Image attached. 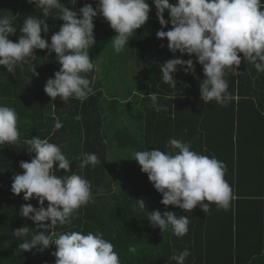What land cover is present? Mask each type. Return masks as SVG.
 <instances>
[{"label": "trees", "instance_id": "1", "mask_svg": "<svg viewBox=\"0 0 264 264\" xmlns=\"http://www.w3.org/2000/svg\"><path fill=\"white\" fill-rule=\"evenodd\" d=\"M62 3L79 12L89 3L95 8L98 0ZM261 3L264 6V0ZM149 4L148 21L119 54L110 42L115 30L102 15L94 18L97 43L89 49L94 68L84 75L95 94L83 102L75 98L65 102L59 96L53 100L44 91L46 81L61 67L55 52L49 55L47 49H36L35 60L17 67L14 74L0 66V104L15 109L20 132L16 144L0 145V264H55L57 259L56 245L19 251L24 241L14 235L20 227L37 230L36 222L20 210L27 203L40 207L38 199L25 200L24 193L14 194L11 186L13 177L24 172L20 162L35 156L25 141L38 135L58 145L72 160V172L91 183L92 199L78 209L71 224L55 226L50 235L102 233L114 245L120 264H176L171 257L185 249L190 251L185 264H264V72L245 62L240 53L238 73L225 77L231 102L226 106L205 103L200 90L203 66L194 54L172 53L167 38L157 37L162 25L153 0ZM41 11L29 0H0V16L11 17L17 27L9 39L18 40L25 17L44 18ZM56 14L52 10L46 18L49 31L41 33L49 43L63 23ZM164 16L170 19L167 9ZM171 27L169 23L163 30ZM176 57L193 59L195 72L185 73L181 67L173 89L162 82L159 65ZM151 92L159 94L158 103L166 105L167 111L156 110L148 97ZM57 120L62 125L58 130ZM173 137L225 164L224 178L232 190L228 209L212 203L207 214L199 205L186 212L161 203L162 193L131 158L135 151H168L165 145ZM83 153H95L100 163L81 170L77 158ZM53 172L58 177L72 174L55 166ZM139 199L144 200L145 211L187 215L188 232L177 237L170 228L162 233L153 227L138 210ZM31 231L24 239H31Z\"/></svg>", "mask_w": 264, "mask_h": 264}, {"label": "clouds", "instance_id": "2", "mask_svg": "<svg viewBox=\"0 0 264 264\" xmlns=\"http://www.w3.org/2000/svg\"><path fill=\"white\" fill-rule=\"evenodd\" d=\"M76 2L68 0V4L75 5ZM29 3L40 8L44 18L25 17L17 41L9 39L17 32L11 17L0 16V66L14 74L17 67L35 60L36 49H47L49 55L55 52L61 67L54 78L46 81L44 91L53 100L59 96L65 102L70 98L83 102L95 94L90 80L84 75L94 68L89 55V49L97 43L94 18L102 15L115 30L117 34L110 42L119 54L129 45L133 33L148 21L151 11L149 0H98L95 8L89 3L79 12L62 0H29ZM153 3L162 25L156 32L157 37L167 38L172 53L194 54L203 66L200 90L205 103L215 101L226 106L231 102L233 97L227 91L225 77L229 73H238L242 63L240 53H243L245 62L253 64L258 72H264V6L261 0H176L175 3L153 0ZM166 9L170 19H165ZM52 10H56L54 17L63 23L49 43L41 33L49 31L46 18ZM169 23L172 27L163 30ZM159 67L162 82L173 89H177L176 73L181 67L185 73L195 72L193 59L181 57L168 59ZM158 96L156 92L148 94L157 111H167L166 105L158 103ZM17 124L15 109L0 104V145L17 143L20 138ZM61 126L57 120L55 129ZM25 143L35 156L30 162H20L24 172L13 177L11 191L16 195L23 192L25 200L37 198L40 207L31 203L21 206V215L36 222L37 230L31 231L27 226L15 229L14 235L24 241L18 250H31L36 246L46 249L54 244L55 264H120L114 245L104 239L102 233L68 231L49 234L57 225L71 224L78 209L92 199L91 183L72 172V160L66 158L58 145L41 139L39 135L32 136ZM165 148L168 151L160 148L135 151L131 158L139 163L150 182L162 193V204L174 205L186 212L199 205L207 214L212 203L225 210L230 207L232 190L224 178L226 166L222 161L192 150L190 142L175 137L168 139ZM77 160L81 170L100 163L95 153H83ZM54 166L72 174L58 177L53 172ZM45 201L47 207H44ZM136 201L138 210L162 233L170 228L175 236L183 237L188 232L187 215L178 216L167 210L161 213L159 209L145 211L144 200ZM30 231L33 233L31 239H24ZM189 255L190 251L185 249L171 259L176 264H185Z\"/></svg>", "mask_w": 264, "mask_h": 264}, {"label": "crops", "instance_id": "3", "mask_svg": "<svg viewBox=\"0 0 264 264\" xmlns=\"http://www.w3.org/2000/svg\"><path fill=\"white\" fill-rule=\"evenodd\" d=\"M94 58V57H93Z\"/></svg>", "mask_w": 264, "mask_h": 264}]
</instances>
